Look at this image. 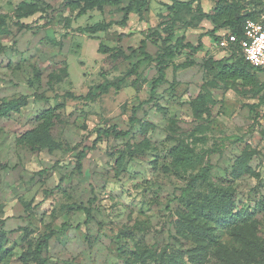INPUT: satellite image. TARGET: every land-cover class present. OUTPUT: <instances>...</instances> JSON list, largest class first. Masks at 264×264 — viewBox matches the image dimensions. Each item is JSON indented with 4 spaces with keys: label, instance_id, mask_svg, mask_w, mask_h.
<instances>
[{
    "label": "rangeland",
    "instance_id": "1",
    "mask_svg": "<svg viewBox=\"0 0 264 264\" xmlns=\"http://www.w3.org/2000/svg\"><path fill=\"white\" fill-rule=\"evenodd\" d=\"M70 1L44 0L38 13L21 18L17 8L32 0H0V25L8 31L0 36V104L28 98L21 113L0 118V232L7 252L0 264H39L36 251L46 236L44 264H229L199 237L198 222L183 221L190 179L168 164L180 140L205 154L211 182L233 187L235 212L253 214L264 242V73L250 87L219 82L203 65L227 53L220 54L205 20L198 27L174 24L170 0H152L147 12L130 14L126 27L94 36L80 29L121 21L128 0L83 16L70 10ZM201 4L204 11L213 5ZM255 4L243 1L247 9ZM179 37L202 50L178 49L166 82L151 94L156 63L143 60L142 42L156 58L166 39L175 44ZM100 46L128 59L107 61L111 53ZM201 92L214 103L210 117L197 120L191 101ZM57 104L63 108L52 137L60 148L32 152L21 145L37 117ZM134 109L150 126L131 125ZM201 124L207 130L194 133ZM113 126L130 135L96 143V130ZM94 145L78 174V154ZM244 154L252 173L235 179L232 167ZM194 191L204 194L206 185L199 182ZM230 241L223 230L220 242ZM230 264L257 263L236 255Z\"/></svg>",
    "mask_w": 264,
    "mask_h": 264
},
{
    "label": "trees",
    "instance_id": "2",
    "mask_svg": "<svg viewBox=\"0 0 264 264\" xmlns=\"http://www.w3.org/2000/svg\"><path fill=\"white\" fill-rule=\"evenodd\" d=\"M44 0H32V2H24L17 11L21 18H28L39 12V4ZM124 0H71L68 7L72 12H77V16H83L86 13L95 9L101 10L104 6H118ZM152 0H128V5L122 8L124 14L121 21L115 23H96L93 26L80 29L83 33L92 36L98 33L107 32L113 25L126 27L130 14L133 12L142 15L149 10V5ZM171 5H168V10L173 16L174 24H183L185 27H198L204 20L211 22L213 29L208 34L214 37L215 42L219 43L224 36L232 34L237 37L238 42L235 45H230L224 52L227 56L221 60L210 58L205 61L203 68L205 70H213L219 82L226 81H241L245 86H253L257 80L258 73H264L263 68L253 67L246 63L241 55L239 41L243 38L244 24L247 20L255 18L264 9V0H249L257 2L255 7L246 8L243 5L244 0H209L213 4V8L207 13L203 10L201 0L179 1L170 0ZM208 1V0H207ZM197 3L194 8V4ZM188 14L189 23L184 19V15ZM190 19H192L190 21ZM8 31L0 25V36L6 35ZM170 38L164 41V46L161 47L162 53L156 58L147 50V42L143 41L140 47V53L143 60L146 62L156 63L157 78L153 82L151 94H154L156 88L166 82V71L176 58L177 51L180 48H189L192 52H199L202 45L199 43L196 46L190 43L184 44V38L179 37L175 44H170ZM99 52L107 54L111 53L107 61L118 60L120 57L128 59L123 51H115L100 46ZM134 66V71L137 68ZM101 92H105L108 87H100ZM71 96L72 95H67ZM27 96L5 101L0 104V118H8L12 114H19L27 106ZM214 103L213 98L208 93H199L192 101L191 107L194 118L202 120L206 115L210 117V104ZM63 105L57 104L55 107L48 109L37 117V125L34 129L24 133L19 143L26 146L32 152H39L43 149L54 151L60 148L52 137L56 120L58 119L57 111L62 109ZM134 116L131 118V125L141 124V127L146 129L150 126L148 123H142L136 118V109ZM207 130L203 124L194 128V133L203 134ZM97 142H100L103 137H113L115 139H123L130 135V131H122L118 127L98 128ZM205 139H201L204 142ZM91 148L84 149L77 156L76 171L82 173L83 161L86 157V151ZM208 153V152H207ZM209 154V153H208ZM248 155L244 154L239 157L233 165L232 176L235 179L240 178L244 174L252 173L251 169L246 164ZM205 154L197 151L196 143H188L185 140H180L170 151L169 168L178 175H188L190 181L184 191V205L187 208V213L182 217L187 224L198 222L196 228L199 237L208 241L213 247L219 248L223 253L227 263H232L234 256L238 255L245 263L264 264V242L257 236L258 221L254 219L253 214L249 212H235V201L233 199V187L230 185H217L210 181V171L212 165L203 167ZM193 175V173L197 172ZM206 185L207 192L195 193V187L198 183ZM228 183V181H226ZM261 211L264 210V203H261ZM27 210L29 205H26ZM223 230L231 238L229 243H221L220 238L223 235ZM5 233L0 232V261L3 258ZM49 237H44L38 244L36 254L39 257V264H44L45 249L48 244ZM231 249L234 251L232 252ZM47 263V262H46Z\"/></svg>",
    "mask_w": 264,
    "mask_h": 264
},
{
    "label": "built area",
    "instance_id": "3",
    "mask_svg": "<svg viewBox=\"0 0 264 264\" xmlns=\"http://www.w3.org/2000/svg\"><path fill=\"white\" fill-rule=\"evenodd\" d=\"M238 42L236 36H224L217 47L225 51L230 45ZM241 55L246 63L253 67L264 69V9L255 18L249 19L244 24L243 38L239 41Z\"/></svg>",
    "mask_w": 264,
    "mask_h": 264
},
{
    "label": "crops",
    "instance_id": "4",
    "mask_svg": "<svg viewBox=\"0 0 264 264\" xmlns=\"http://www.w3.org/2000/svg\"><path fill=\"white\" fill-rule=\"evenodd\" d=\"M202 1H203V4H204V1H205V0H202ZM206 1H207V0H206ZM207 2H208V1H207ZM212 8H213V5H210V4H209V10H208V11H205V12L208 13ZM204 24H209V25H208V26H210V29H209V30H212V29H213V25L211 24V22H209V21H205ZM215 44H216V46H217V42H215ZM217 49H218V48H217ZM201 50H202V49H201ZM201 50H200V51H201ZM218 50H219V49H218ZM219 51H220V54H223V53H224V52L221 53V52H222L221 50H219ZM225 54H226V53H225ZM224 56L226 57L227 54L224 55ZM216 60H217V59H216ZM220 60H221V59H220Z\"/></svg>",
    "mask_w": 264,
    "mask_h": 264
}]
</instances>
